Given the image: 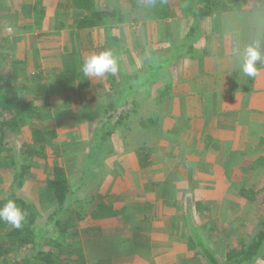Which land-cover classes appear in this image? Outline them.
<instances>
[{
    "label": "crops",
    "instance_id": "1",
    "mask_svg": "<svg viewBox=\"0 0 264 264\" xmlns=\"http://www.w3.org/2000/svg\"><path fill=\"white\" fill-rule=\"evenodd\" d=\"M25 1L21 0L34 5L38 0ZM70 3L71 0L52 1L53 6L49 8L53 11H47L41 26L33 24L29 32H35L32 33L35 35L29 36L28 40L19 28L24 25L25 16L19 19L22 25L17 27L16 20L8 26L5 34L13 40L12 58L17 59L15 54L23 53L22 59H18L31 62L26 65L30 74L48 75L44 77V82L47 80L45 87L59 90L60 95L53 98L64 102L56 108L50 107L55 115L52 118L57 120L59 116H66L68 120L76 117V130L81 131L82 136L83 131L97 130L107 121V116L124 118V125L118 132L124 138L119 140L115 134L107 138L105 147L125 148L119 156L126 157L138 175L147 176L148 180L151 176L154 178L156 168L157 171L164 168L159 180L173 181L171 191L175 197L173 203L156 199L154 194L136 191L134 196L139 197L138 201L132 199L129 206L149 198L147 202L157 207L155 214L159 217L146 221L148 227L140 229L127 243L149 242L152 250L156 246L161 248L162 244L168 245L165 251L155 254L154 264L189 261L194 253L188 249L182 254L176 247L184 249V246L171 241L175 236L180 241L187 240V235L183 234L185 218L197 217L224 202L222 186L233 178L235 170L249 173L248 168L259 166L256 162L264 156V64L260 65L262 72L256 79L241 76L238 69V56L248 44L258 40L264 51V9L243 7L204 19L167 20L149 19L138 10L118 26L79 30L71 23L82 18L84 13L68 8ZM12 5H4L7 9L0 8V18L10 10L16 11ZM34 11L28 18L33 20ZM106 50H112L118 59L117 74H107L102 79L82 77L70 84L56 83L55 76L59 71L73 70L81 77L82 59ZM30 58L38 60L36 67ZM48 58L59 59L53 65L48 64ZM66 91L71 93L63 94ZM52 95L50 93L49 98ZM74 99L78 104L72 103ZM55 129L57 136H62L63 128L56 125ZM75 141L78 138L71 141L68 138L65 144L74 148ZM114 141H117L116 145ZM137 149L144 155L143 160H139L137 152L133 156ZM81 154H85L84 150L77 149L69 152L67 157L72 158V165L78 163V159L80 164L84 159L75 157ZM62 155V149L56 151V167L64 168L67 162L64 160H69L67 157L62 160ZM39 166L34 172L44 177L46 183L51 177V169ZM84 169L86 162L82 174ZM15 187L14 182L12 189ZM43 189L47 194L45 187ZM128 192L134 194L133 190ZM154 200L158 201L154 203ZM191 202H194L193 207ZM161 212L164 214L160 215ZM144 218L143 221L148 220ZM142 231H159L156 235L162 234L164 241H154ZM121 255L108 252L106 261L117 264V260H125V255Z\"/></svg>",
    "mask_w": 264,
    "mask_h": 264
},
{
    "label": "trees",
    "instance_id": "2",
    "mask_svg": "<svg viewBox=\"0 0 264 264\" xmlns=\"http://www.w3.org/2000/svg\"><path fill=\"white\" fill-rule=\"evenodd\" d=\"M52 1L54 0H38L34 5L27 3L22 13L10 10L5 17L0 18V68L8 65L14 71H19L6 80L0 73V205L9 199H14L20 207L27 211V218L21 229H15L0 222V264H78L84 262L83 239L77 237L71 241L73 231L76 227L78 228V225H81L79 224L80 221H85L88 218L86 207L80 203L74 206L75 203L73 202L77 196L80 183L77 187L71 185L64 168L54 167L50 174L51 177L47 178L44 187L54 197L56 207L46 216V223L40 221V215L35 208L39 195H41L39 191L37 190L35 193L23 191L30 173L39 167L34 153L39 152L40 146H42L40 150L42 151L45 149V145L57 148L60 143L58 145L59 140L56 131H48L42 124L53 116L50 106L47 107L46 104L49 103L50 98L47 96L48 89L45 87L44 77L42 74L32 76L26 67L29 62L25 63L24 60L10 58V55L13 54L12 50L14 51L13 40L5 34V31L8 26L13 25L22 16H25V22L23 26L19 27L21 31H31L33 24L41 26L47 17V11H53V8H49L53 6ZM39 6L41 8H38ZM67 7L84 13L82 18L72 21L71 26L79 30H89L99 26H118L126 22L131 13L138 10L144 12L152 20L181 17L204 19L243 7L264 9V0H71ZM0 8L7 9L8 7L4 6L0 0ZM34 10L36 14L32 20L28 17H31L29 13ZM19 24L20 22L17 23V27ZM82 77H79L73 70H67L57 72L55 79L57 84H70ZM103 118L100 119L101 122H103ZM123 119L119 115L107 116V121L99 127L102 135L97 136L98 141L103 142L104 138L118 135L120 126L124 125ZM28 128L35 146L39 147L34 153L30 149L25 150L21 162L17 159L18 156L13 146L9 147V144L11 141L22 137ZM100 150H102V144ZM106 150L107 154L113 152V149L106 148ZM137 156L139 160L144 159L141 151ZM92 157H94L93 154ZM256 163L264 171V156L260 157ZM11 167L13 168L11 174L1 172L3 169L9 170ZM251 168L253 165L248 169ZM14 182H16V187L12 189ZM36 189L38 188L36 187ZM260 193L264 194V186L257 192L242 187L235 196L238 195L242 199L255 202L256 196ZM232 195L234 196V194ZM157 201L154 200V203ZM88 205L90 204L88 203ZM108 208L107 216L117 215L116 211L113 212L110 207ZM205 212L209 213V211ZM98 215L104 217L102 212L97 210L94 211L91 218L93 216L98 219ZM207 226H210L209 232L212 231L211 234H214V223L209 221L200 227H202V231H207ZM190 228L191 233L187 235L189 250L193 252L197 246L198 248L201 247L210 264H253L264 247V229H257L248 244L242 241L243 244L239 249H232L227 253L225 260H220L215 258L206 247L205 239L199 235V230L193 226ZM118 229L115 227L112 230L116 232ZM118 234L121 233L113 234L105 231L101 237ZM125 243L132 244L135 250L137 247L139 249L142 244L149 249L148 245L150 244L149 242Z\"/></svg>",
    "mask_w": 264,
    "mask_h": 264
},
{
    "label": "rangeland",
    "instance_id": "3",
    "mask_svg": "<svg viewBox=\"0 0 264 264\" xmlns=\"http://www.w3.org/2000/svg\"><path fill=\"white\" fill-rule=\"evenodd\" d=\"M1 1L8 7L9 4L12 3L13 5L11 7H14V9L16 11H19L20 13H22L23 9L26 7L25 3L21 2V0ZM17 23H19V20ZM19 25H22V23L20 22ZM32 33L35 32H25L22 34L28 40L29 36L35 35ZM24 47L25 46L23 45V48ZM12 55L13 54L10 55V58H12ZM15 55L21 59L23 57V53H16ZM58 59L59 58H48V64L53 63V65H55V62H57ZM30 60L33 59L30 58ZM33 62L36 67V63L38 62V60L37 62L33 60L32 63ZM0 69V73L3 76L4 80L11 77L15 72H17L8 65H4ZM37 74L39 73H32V76H35ZM45 76L48 77V75ZM45 82L47 84V80H45ZM50 93L53 95L56 94V96L60 95L59 90L55 89H48V97L50 96ZM65 93L69 94L71 93V91L63 92V94ZM55 97L53 98L52 96L50 98L51 100L49 99L48 101L49 103H46L45 101L47 107L50 106L56 108L57 105L64 103ZM72 103L78 104L75 99ZM57 110L58 109H55V111ZM47 120L42 124L48 129V131H56V125L59 128H63L62 136H58L59 142L62 139L63 143L65 144L68 138L70 141L76 140V138H78V141L74 142V148L65 147V145L67 144L64 145L63 143H61L63 144V146H61V144L59 145L58 142L59 147L57 148L51 145H45V149H42V151H40L42 147L40 146L39 152L34 153V151L38 150L37 147L39 146H35L29 128L24 132V135L22 137L16 139L15 141H11L9 147L13 146L14 151L18 156L17 159L21 162L23 160V155H25L24 151H28L30 149L34 153L37 164L46 166L47 170L51 169V172L53 168L57 166L56 162L54 161L56 151H61L62 149V160H64L68 156L69 152H74L77 149L81 151L84 150L85 154H81L80 156L75 157L83 158L84 160H82V163L79 164L80 160L78 159V163L72 165L70 161L72 158L69 159V157H67L69 160H64V162L67 161L66 164H64L63 162L64 169H67L66 174L68 173L67 176L69 177V182L72 183L75 187H77V185L80 183V186H78L79 190L77 192V196L73 201L75 203L74 206H76L78 203L82 204L84 207H86V213L88 214V218L85 221H80L79 224L81 225H78V228L76 227L77 230L75 229L73 231V235H71V241H74L77 237H81L84 243L82 245L84 262H80L78 264H113L111 261H106L108 252L109 254L113 253L118 255L122 254L121 256L125 255L123 256L125 260H117V264H154V261L152 259L155 254L157 255V252H159L160 254L162 253L161 251H165V248L168 247V245L162 244L164 246H162L161 248L156 246V248L152 250L151 244L148 245L149 249H147V246L142 244L139 249L137 247L135 250V247H133L132 244H126L125 242H128L131 237H135L134 235L138 231H140V229L145 230L144 227H148V223H146V221L151 222L153 218L159 217L158 213L155 214L157 211V207L152 206L147 202L149 198L146 199L145 197V200L138 204H135V202L138 201L137 198H139L134 196L136 191L144 192L146 195L154 194L155 196L157 195L155 197L156 199L173 202L174 195L173 191H171V187H173V181L171 180L168 183L167 181H164V179L163 181L159 180V178H162V172H164L165 169L160 168L157 171L156 168L154 178H152L151 176V178H149L148 180L147 176L138 175L139 173L135 171L133 164L126 160V157H124V159L123 157L119 156L122 155L120 153L124 151L125 148L112 146L111 149H113V152L107 154V150L105 147V142L107 139L104 138L103 142L98 141L97 139L98 135H102L101 129H93L94 131L90 130L88 133L87 131H83L82 136L81 131L76 130L78 124L76 117L74 116H72L71 119L68 118V120L66 116H59L57 120L54 118H49ZM120 132L124 133V131ZM78 134H80L81 136H79ZM118 137L119 140H122L124 138L120 133H118ZM114 142L116 145L117 141ZM101 144L102 150H100ZM94 145L96 146L93 147ZM87 152L89 154H87ZM136 152L139 153L138 149L135 150V153L133 152V156L134 154H136ZM92 154L94 155V157H92ZM43 157L47 158L45 159ZM40 159H44V161ZM242 159L245 160V158L243 157ZM88 161L90 162L88 163ZM85 162L86 169L84 170L86 171H84V173L82 174ZM245 166L246 165H242V167ZM39 168L40 166L37 168V170H39ZM12 169L13 168L11 167L9 169V172L3 169V171L1 172L5 174H11ZM109 172L111 173V175ZM89 174L91 175L89 176ZM233 174H235L233 178L226 181L222 186L225 192H223V195L225 197L224 202L221 201L222 203H219L218 206L216 205V208L213 207L209 209V211H211L209 213L202 212L199 216H197L198 218L190 217L189 219L185 218V220L183 221V225L185 226V232L183 231V234L189 235L191 233V230H189L191 226L198 229L199 235L204 237L205 239L206 247L212 252L215 258H218L220 260H225L227 257V253L232 249H239V247H241L243 244L242 241H244L245 244H248L254 237L257 229H264V194L260 193L258 196H256L255 202H250L247 199H242L241 197H238V195L235 196L236 194H238L242 187L246 188V190L253 189L255 190V192L261 189L264 186V171L259 166H253V168L250 169L249 173L246 172V170L244 171L238 169L237 171L236 169ZM135 175H137L138 177H136ZM156 176L158 177V180H156ZM78 177L79 179H84V181L81 182L82 179L76 180ZM43 184L45 185L44 177H40L38 174L33 172L31 173V178L29 177L27 179L23 191H25L26 193H35L37 190L39 191L41 195H39L38 202H36L35 204V208L40 215V221L46 223L45 218L51 213L52 210H54V208L56 207V203L54 201V198L50 194H45L46 192L43 189ZM36 187L38 189H36ZM128 190H133L134 194H132V192L129 193ZM228 192H232L234 196L231 194H226ZM132 199L135 200L133 204L134 206H129L132 205ZM89 200H91V202ZM88 203L90 205H88ZM190 204V206H194V202H191ZM108 207H110L113 212L116 211L115 213L117 215L112 217L107 216L109 210ZM97 210L102 212V216L104 217L98 215V219L94 218L93 216L91 218V215H93L94 211ZM146 210H149V213ZM161 214H164V212H161L160 215ZM144 216L147 217L148 220L143 221L145 219ZM91 219H93L94 221ZM209 221H212L215 225L214 234H211L212 231L209 232L210 226H207L208 232L202 231V227H200L201 225L204 226ZM116 223H118V225L115 226ZM114 226L119 228L116 232H120V235L118 234L114 237H101L102 233L105 231L113 234L116 233L115 230H112L115 229ZM150 230L151 232L153 231V229ZM151 232H144V236H149L150 239L154 241L163 240L162 234L159 236L156 235V233H159V231H157L156 233ZM171 241L184 246V249L182 247V249L176 247L177 251L180 250L182 254L189 249V242L187 240L180 241V238L175 236L172 237ZM193 253V256L191 255L189 257V261L180 260L181 262L178 261V263L210 264L209 261L206 260L203 249H201V247L198 248L197 246ZM253 264H264V247L263 250L258 254L257 258L253 261Z\"/></svg>",
    "mask_w": 264,
    "mask_h": 264
},
{
    "label": "clouds",
    "instance_id": "4",
    "mask_svg": "<svg viewBox=\"0 0 264 264\" xmlns=\"http://www.w3.org/2000/svg\"><path fill=\"white\" fill-rule=\"evenodd\" d=\"M261 64H264L262 44L258 40L253 41L238 56L239 72L243 77L256 79L261 75ZM80 71L84 79H102L107 74L115 75L119 71L118 59L112 50L91 54L82 59ZM26 218L27 211L20 207L14 199H9L0 205V222L15 229H21Z\"/></svg>",
    "mask_w": 264,
    "mask_h": 264
}]
</instances>
